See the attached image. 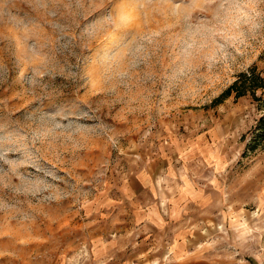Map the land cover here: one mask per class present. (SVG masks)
Here are the masks:
<instances>
[{"label": "rangeland", "instance_id": "1", "mask_svg": "<svg viewBox=\"0 0 264 264\" xmlns=\"http://www.w3.org/2000/svg\"><path fill=\"white\" fill-rule=\"evenodd\" d=\"M263 116L264 0H0V264H264Z\"/></svg>", "mask_w": 264, "mask_h": 264}, {"label": "trees", "instance_id": "2", "mask_svg": "<svg viewBox=\"0 0 264 264\" xmlns=\"http://www.w3.org/2000/svg\"><path fill=\"white\" fill-rule=\"evenodd\" d=\"M249 80H250V81H254V82H256V80H257V81H259V82L261 83V85H262V82H261V80H260L259 78H255V77L251 76V77H249ZM261 85H260V86H261ZM233 90H237V95H238V96H241L242 93H243V92H240V91H239V89L237 88V85H234L233 87H231V88L227 91V95H229L230 92L233 91ZM258 134H259L260 137H264V116H263V118L259 121Z\"/></svg>", "mask_w": 264, "mask_h": 264}]
</instances>
